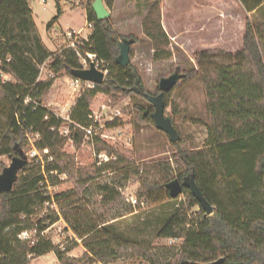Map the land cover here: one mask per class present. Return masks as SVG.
<instances>
[{
  "label": "trees",
  "instance_id": "trees-1",
  "mask_svg": "<svg viewBox=\"0 0 264 264\" xmlns=\"http://www.w3.org/2000/svg\"><path fill=\"white\" fill-rule=\"evenodd\" d=\"M93 1L86 0L85 5L86 21L92 28L87 39L78 40L77 45L82 56L95 54L109 64V70L101 84L81 93L65 121L42 103L54 76L40 79V67L48 62L52 73L65 72L74 78L71 71L81 68L76 51L65 48L57 54L49 52L33 21L28 0H0V156L25 160L12 189L0 192V264H29L30 259L49 252L54 253L59 264H76L66 254L78 245L77 240L85 250L83 257L102 264L128 256L140 257L149 264H205L220 257L221 264H264V21H246L242 49L235 53L221 49L195 52L196 69L182 76L185 82L198 76L203 85L209 123L202 149L190 148L179 134L176 142L171 141L175 167L165 161L149 169L135 165L126 171L130 163L93 136L96 153L105 151L110 157L95 168L94 174L122 172L116 181L94 186L100 194L98 207L88 209L82 194L89 191L88 183L94 177L75 181L74 187L52 196L46 191V182L60 183L51 172L71 176L72 164L63 148L67 141L80 146L83 128L95 124L90 104L97 94L134 92L145 98L137 68L131 61L126 66L115 62L119 41L131 40V60V46L137 39L133 35L119 36L110 16L98 19L91 9ZM102 1L110 12L114 0ZM238 1L248 13L262 2ZM55 4L57 14L47 29L61 14L59 0ZM141 31L151 42L154 61L171 58L169 40L161 24L160 0L149 6L141 20ZM176 86L177 83L164 93V109ZM152 108L151 104L150 111ZM150 111L142 117L154 125ZM63 124L67 125V135L60 131ZM28 133L38 135L32 141L36 151L47 150L43 153L44 163L37 156L28 161ZM49 157L52 160L48 161ZM174 173L180 181L193 173L203 197L213 206V212L205 214L191 191L183 188L186 201L157 233L158 238L177 243L140 245L120 238L107 227L110 220L124 214L120 213L119 189L130 175L139 182L137 197L150 201L160 191H166L169 197L165 185ZM47 202L54 203L59 211L45 208ZM194 207L199 211H192ZM60 219L75 236L72 247L62 250L41 235ZM35 225L34 243L18 238Z\"/></svg>",
  "mask_w": 264,
  "mask_h": 264
},
{
  "label": "rangeland",
  "instance_id": "rangeland-1",
  "mask_svg": "<svg viewBox=\"0 0 264 264\" xmlns=\"http://www.w3.org/2000/svg\"><path fill=\"white\" fill-rule=\"evenodd\" d=\"M29 2L35 12L37 30L52 54L60 50L68 29L78 30L83 27L81 37L88 36L90 30L85 26L86 0H59L62 12L50 29H47V24L57 14L55 0ZM153 2L154 0H114L110 11V22L116 33L125 37L133 35L137 39L131 46L130 61L140 73L143 92L150 94H157L159 80L168 77L176 69L182 75L196 69L194 53L197 51L221 49L235 53L241 50L246 21L254 24L264 21V0L250 13L245 11L238 0H160L161 24L167 34L172 55L168 60L154 61L151 42L141 31V20ZM48 65V62L43 65L40 79H46L52 74L54 82L42 103L55 115L68 121L77 94L70 86L71 78L65 72L52 73ZM150 105L143 96L134 92H115L113 95L99 93L90 104L92 119L98 127L96 132L101 135L98 137L130 163L125 168L126 171L135 165L149 169L152 164L165 161L171 162L172 167H175L174 148L168 135L142 117L146 116L144 113L147 110L150 111ZM164 114L173 119L180 136L190 148L200 150L204 147L209 118L203 85L198 76L187 82L183 78L177 82L168 97ZM60 131L63 135L65 132L69 133L66 124L61 126ZM27 137L30 143V149L26 152L28 161L38 155L39 160L44 163L43 152L39 153L32 145L34 134L28 133ZM63 151L69 155L72 164L71 176L53 174L60 183L52 185L48 181L46 191L54 195L74 187L75 181L94 177L88 183L89 191L82 194L88 209L98 207L100 194L94 190V186L116 181L122 172L111 171L98 176L94 174L95 168L110 157L105 151L96 153L93 137H83V142L78 147L67 141ZM10 162V156H0V173ZM174 177L176 173L170 179ZM138 191V179L130 175L129 180L119 189L120 213L124 214L110 220L107 227L120 238L140 245H170L168 239L158 238L157 233L171 214L186 201V196L181 193L170 199L166 191H160L150 201H146L137 197ZM129 196L136 198L137 203L132 205L128 202ZM45 208L59 211L56 205H45ZM127 209H130L129 213L124 212ZM108 211L110 213V207ZM192 211L198 212L199 209L194 207ZM43 235L61 250L72 247L75 241L74 234L62 219L47 228ZM77 242L78 245L66 254L69 258L74 259L76 264H102L83 257L85 250L79 244L80 241ZM49 253L30 259L29 264H59L54 253ZM107 264L149 263L140 257L128 256Z\"/></svg>",
  "mask_w": 264,
  "mask_h": 264
},
{
  "label": "water",
  "instance_id": "water-1",
  "mask_svg": "<svg viewBox=\"0 0 264 264\" xmlns=\"http://www.w3.org/2000/svg\"><path fill=\"white\" fill-rule=\"evenodd\" d=\"M91 9L95 13L98 19H104L110 16V12L105 7L102 0H94L91 3ZM131 40H122L118 44L119 54L115 59V62L121 66H126L130 62L129 49ZM74 78L82 81H89L94 84H101L104 80V75L101 71L97 70L93 62L89 63V67L85 69H75L71 71ZM182 74H179L178 69L168 77H163L158 82L159 93L157 95H150L145 93L144 96L148 102L153 105V112L151 118L154 122L156 129L166 133L172 142H176L179 139V133L175 129L169 117L164 114V93L169 92L176 83L182 78ZM25 160L21 157H11L9 166L3 168L0 173V192L10 191L13 183L16 180L17 172L24 165ZM168 195L171 198H176L182 193L183 188H187L191 191L192 195L199 202L205 214L210 215L213 212V206L207 202L195 183L194 174L190 173L183 177L180 181L178 178H173L165 185ZM223 257L218 258L215 261L205 264H221Z\"/></svg>",
  "mask_w": 264,
  "mask_h": 264
},
{
  "label": "built area",
  "instance_id": "built-area-1",
  "mask_svg": "<svg viewBox=\"0 0 264 264\" xmlns=\"http://www.w3.org/2000/svg\"><path fill=\"white\" fill-rule=\"evenodd\" d=\"M85 26L91 30L92 25L90 23H88L86 21ZM83 27H80L78 30H74V29H68L65 33V42L63 43L62 46H60V50L57 52L59 53L61 50L65 49V48H72L76 51V54L79 57L80 60V64H81V69H85L89 67V63L93 62L94 66L97 70L101 71L105 77V75L108 73L109 70V64L107 62H105L104 60L97 58V56L95 54L92 53H86V56H82L79 52L78 49V40L82 39V40H86V37H81V33H82ZM56 53V54H57ZM43 65L40 67V70L42 69ZM49 77H53V75L51 74ZM94 83L89 82V81H82L80 79L77 78H71V82H70V86L72 88V90L77 94L76 95V99L81 95V93L85 90V89H91L94 87ZM94 122V120H93ZM95 123V122H94ZM98 129V127L93 124L87 128H83L84 130V137H88V139H91L93 136H101L99 133L96 132V130ZM63 134V133H62ZM67 134V132H65V135ZM35 137H38L37 134H34ZM43 153L46 154L47 150H43ZM37 154V153H36ZM38 156V155H34L33 157ZM52 160L51 157L48 158V161ZM52 174H55L56 171L51 172ZM46 190L48 189V182H46ZM50 196H52L50 193H48ZM128 202H131L132 205L137 203L136 198H133L132 196L128 197ZM46 206H51L48 202L45 204ZM52 205L55 206V204L53 203ZM35 234H36V225L32 230H28V231H23L18 235V238L20 240H29L30 243H34L35 239ZM44 234V231L41 232V235ZM169 244H175L178 241L173 240V239H168Z\"/></svg>",
  "mask_w": 264,
  "mask_h": 264
},
{
  "label": "crops",
  "instance_id": "crops-1",
  "mask_svg": "<svg viewBox=\"0 0 264 264\" xmlns=\"http://www.w3.org/2000/svg\"><path fill=\"white\" fill-rule=\"evenodd\" d=\"M28 3H29V6H30V8H31V11H32V17H33V21H34V23H35V25H36V18H35V12H34V10H33V7H32V5H31V2H29V0H28ZM59 6H60V4H59ZM61 12H62V9H61ZM36 27H37V25H36ZM39 32V31H38ZM40 35V34H39ZM40 38H41V40H42V42H43V44H44V46L46 47V49L48 50V48H47V46H46V44L44 43V41H43V39H42V37L40 36ZM49 51V50H48ZM49 52H51V51H49ZM80 244V243H79ZM81 245V244H80ZM50 254V253H49Z\"/></svg>",
  "mask_w": 264,
  "mask_h": 264
}]
</instances>
